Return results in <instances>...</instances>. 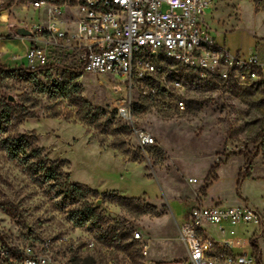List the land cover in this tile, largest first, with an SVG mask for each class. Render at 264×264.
<instances>
[{
	"label": "rangeland",
	"instance_id": "obj_1",
	"mask_svg": "<svg viewBox=\"0 0 264 264\" xmlns=\"http://www.w3.org/2000/svg\"><path fill=\"white\" fill-rule=\"evenodd\" d=\"M0 6L10 12L13 26L36 33L38 17L31 0H16L8 9L2 0ZM63 9L68 15L63 12L58 26L71 31L75 13L68 4ZM212 10L207 20L217 43L233 54L259 55L264 64V5L219 0ZM19 12L24 18L17 17ZM39 17L40 29H47L49 18ZM36 37L50 41L47 33ZM77 67L73 53L62 57L60 66L39 73L35 82L4 74L0 100L13 98L11 105L17 108L20 124L12 135L35 136L48 160L62 165L69 184L97 193L87 201L99 209L104 228L118 235V246L109 248L95 230L76 227L72 215L81 204L63 203L1 147L0 242L11 248L31 247L57 264L183 263L186 250L179 242L175 212L218 204L249 207L262 215L260 226L225 227L224 233L217 226L206 228L220 237L235 231L244 252L246 239L255 237L264 264V81L241 82L233 72L226 79L222 68H212L204 78L169 62L160 64L152 86L136 83L131 91L124 78L83 74L78 81L82 98L98 116L90 123L76 107L44 92L65 70L80 71ZM174 78L180 79L182 89L173 88ZM178 101L185 103V110L177 107ZM123 108H131L130 122L120 117ZM135 131L152 136L154 145L141 148ZM254 140L261 141L262 153L238 191ZM114 194L129 202L118 203ZM3 204L13 208L16 219L2 211Z\"/></svg>",
	"mask_w": 264,
	"mask_h": 264
},
{
	"label": "built area",
	"instance_id": "obj_2",
	"mask_svg": "<svg viewBox=\"0 0 264 264\" xmlns=\"http://www.w3.org/2000/svg\"><path fill=\"white\" fill-rule=\"evenodd\" d=\"M218 1L69 0L70 11L75 13L69 23L71 31L65 25L58 26L59 18L65 12L63 7L37 2L33 9L45 8L50 24L44 30L39 24L34 25L36 33L30 37L32 44L25 55L23 68L35 71L60 66L62 57L75 53L77 68L83 74L124 78L130 91L136 83L156 78L162 62L172 63L183 71L201 73L204 78L212 68H222L225 70L222 76L226 79L233 72L241 82L264 81V64L259 55L233 54L214 38L207 19L213 4ZM229 1L264 5V0ZM38 33L49 34L50 41L38 39ZM172 83L175 90L183 87L179 78H174ZM177 107L185 110L186 106L183 101H178ZM119 114L127 122L132 120L131 108L120 109ZM134 135L141 148L154 145L149 134L135 131ZM261 223L262 215L249 207L215 204L190 208L186 221L179 227V239L186 250V258L177 264H256L252 255H235L233 243L211 238L205 225L217 226L224 233L226 226H260ZM230 235L234 233L230 232ZM140 236L135 235L136 239ZM0 264L57 262L31 247L11 248L0 242Z\"/></svg>",
	"mask_w": 264,
	"mask_h": 264
},
{
	"label": "trees",
	"instance_id": "obj_3",
	"mask_svg": "<svg viewBox=\"0 0 264 264\" xmlns=\"http://www.w3.org/2000/svg\"><path fill=\"white\" fill-rule=\"evenodd\" d=\"M2 1V0H0ZM16 0H6V6L10 8ZM32 5L41 2L47 5L62 8L68 4L69 0H31ZM5 8L0 6V10ZM48 69V68H47ZM47 69H37L35 71H27L24 68L19 69H6L0 66V83L3 75L7 74L17 81L35 82L37 76ZM83 72H73L72 70H65L63 78L59 82L53 83L48 90L44 91L53 100H64L70 105L78 109L79 115L85 121L95 123L98 120L96 113L88 107L87 103L82 98L81 87L78 83L82 77ZM155 79L146 81L148 86H152ZM16 107L9 103V99L0 100V137L3 139L0 142V147L7 153V155L18 161L27 172L33 176L38 182L43 185H48V190L51 194L54 193L56 198H62L63 203L71 205L81 204L78 209L73 213L72 221L76 227H89L95 230L100 237V242L109 247L114 248L118 246L120 238L118 235L113 234L111 228L105 229V220L99 215V209L90 205L87 201L89 195H96L94 191L89 190L86 186L69 184V177L62 172V165L59 163H52L44 155V150L38 147L37 139L35 136L11 134L12 129L19 125ZM254 152L246 157V165L241 170L237 190L239 191L241 183L250 178L253 161L258 158L262 153V143L259 140H254ZM218 167H215V171ZM115 195V201L120 204H126L128 199H123ZM2 211L8 214L12 219H16L17 215L13 208L7 204L2 205ZM249 246L252 249V256L256 264H263L262 252L258 245L257 239L251 238Z\"/></svg>",
	"mask_w": 264,
	"mask_h": 264
},
{
	"label": "crops",
	"instance_id": "obj_4",
	"mask_svg": "<svg viewBox=\"0 0 264 264\" xmlns=\"http://www.w3.org/2000/svg\"><path fill=\"white\" fill-rule=\"evenodd\" d=\"M35 11L37 12V14L35 15H37L38 17V20L35 23L39 24L40 22L39 16L42 15L43 17H46L47 12L45 8H42L40 10H35ZM212 12L213 10H211V15L208 16V18H211ZM16 14L18 18H24L23 13L19 12ZM67 15L68 13L65 12L64 16H67ZM16 27H19V26H13L11 22L10 12H7L5 10H0V39H1L0 41V66L2 67L16 68V67H21V66L23 67L25 65V62H26L25 55L32 44V40L30 39V37L21 38V37L15 36L14 34H15ZM41 45L42 43H39V46ZM187 213L184 214L183 209L182 210L178 209L175 212V220L178 223L179 227L182 224H184V222L186 221ZM208 226H212V225H208ZM226 227L232 228L234 230V228L236 227H246V226L243 225V226H236V227H232V226H226ZM205 229L207 230V233H208L209 228H206V225H205ZM233 230L230 231L234 233L233 236L230 235V232L229 234H226V236L224 237L215 236L213 234L211 235L209 233L208 235L217 241L233 243L231 247H232V252L235 255H250L251 252H250V246H249V239L248 240L246 239V252H244L245 250L242 251L239 248L240 245L237 244V241H240L241 238H239L235 234V231ZM178 234H179V230H178ZM179 242H180V245H182L180 239H179ZM240 250L241 252H238Z\"/></svg>",
	"mask_w": 264,
	"mask_h": 264
},
{
	"label": "water",
	"instance_id": "obj_5",
	"mask_svg": "<svg viewBox=\"0 0 264 264\" xmlns=\"http://www.w3.org/2000/svg\"><path fill=\"white\" fill-rule=\"evenodd\" d=\"M15 35L17 37H21V38H28V37L32 36V32L29 29H27L26 27H16ZM9 102L14 103L13 98L9 97Z\"/></svg>",
	"mask_w": 264,
	"mask_h": 264
}]
</instances>
